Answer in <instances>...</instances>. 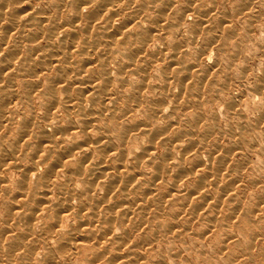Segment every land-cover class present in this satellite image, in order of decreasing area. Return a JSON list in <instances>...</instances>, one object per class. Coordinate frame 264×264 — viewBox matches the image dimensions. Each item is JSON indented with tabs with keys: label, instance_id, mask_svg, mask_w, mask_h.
Returning <instances> with one entry per match:
<instances>
[{
	"label": "rangeland",
	"instance_id": "obj_1",
	"mask_svg": "<svg viewBox=\"0 0 264 264\" xmlns=\"http://www.w3.org/2000/svg\"><path fill=\"white\" fill-rule=\"evenodd\" d=\"M7 1L8 0H0V10L2 9V12H0L6 15L7 12H11L13 10L12 7H14L8 5L7 3H4ZM53 1L54 0H30L29 4L30 7L32 9H35L36 11L41 10L44 11V13L53 15L55 11V8H53L55 7L53 6ZM96 1L101 2V0H76L83 16L89 15L91 11L96 8ZM145 1L146 0L114 1V3L116 2L118 5L117 8L115 6L112 9L106 8L105 11H102L103 16L101 18L99 17L100 19L96 20V25L91 29L87 27L86 21L83 20V18L76 21L75 25H77V41L83 43L84 45L90 44L91 46H93L86 49L82 47H75V49H71L70 47H51L60 45V43L56 37H53L51 39L52 34H50L49 32V28L44 25H39L38 28H34V31L39 36H41V38L35 39V42L37 41L36 43H30L25 39H20V34L22 32L21 28H13L14 30L12 31V29H9L10 26L6 15L3 16V19L2 16H0V22L2 21L1 23L2 25L4 24L3 26L5 28L3 32H6L5 42H7V44H4L0 47V115L4 116L2 117L3 121L0 119V158H3L0 159V219L4 220L3 222L2 220H0V233L2 234L3 232V235H1V237L3 238L5 234L7 235L4 238L8 237L9 234L6 228L9 224L19 223V226L21 224V222H19L20 220L16 221V218L20 219L19 215L11 216L13 220H11V218L9 220L5 218L7 215H5V213H7L6 208H10L15 204L16 195L19 192L17 186L24 183L26 189L33 190L35 188L33 184L37 179L36 177L38 176V173H40V170L43 171L52 159H56L57 152L62 151V149H64V151L68 150L71 143H78L86 137V135H79L78 133L74 135L69 141H56V144L53 146V144L51 145V143H49L48 138L44 137L45 135L42 134L43 131L45 133L49 132V118L51 116H53V121H55L57 124L56 126H65L66 123L64 121L66 119L76 118L75 116H69L65 114L60 109L50 108L47 101V87L50 82L49 79H51L53 75V70L49 71V58H51L50 56L54 55V57L52 56V58L58 60L61 65H64V57L68 55L67 60L69 61L87 60L89 62L87 64V72L80 73L82 76L92 78V80L96 79L95 83H98V80H103L106 77L108 80L107 91L112 95L111 100H102L101 98H99V101L95 96V103L97 104V107L94 106L95 108L91 107L90 102H88L89 99L85 98L82 100L85 101V103L83 102V104L88 108H93L92 112L95 121L91 124V128L88 131L89 135L96 137L97 135H108L111 133V135L108 136L113 141L112 147L116 148L117 151L122 152L125 155L130 168L137 164H135V161L133 160V157H131V155L141 151L139 149H142V147H149L150 145L152 147L155 146V151L153 149L150 153L151 157L149 156L144 158L143 163H141L140 166L136 165V167L138 166L139 169H137L136 167L135 169L133 167L136 170L135 172H142L145 174V177H140L133 180V182L136 181L135 183L138 184L136 186H133L130 195L131 197H134L135 201L137 202L136 206L134 207V214L129 216V223L127 224L126 222V226H122L121 232H124L126 234V239L130 236L129 239L124 243L125 245L123 244L121 246V248L124 249L123 251H125L122 252V255L125 256V259H122H127V261H129L130 259L131 261H133L131 264H137L136 262H138V264H143L144 262L145 264H158L161 263L162 260L165 261L162 264H242L243 262H245L243 264H264V114H261L264 113V0H217L215 2L213 0H192L194 8L192 4L190 5L188 3H192L191 0H157L155 3L153 2V0H147L146 2ZM71 2H74V0H65L61 2L62 4H60V14L63 19L73 14V12H71V8H68L71 7V4H69ZM213 6H215V8ZM202 8L204 9L202 10ZM179 9H181V11ZM189 9L190 13L188 14ZM112 10L117 12L115 13L116 15H112ZM165 11L167 12V14ZM184 11L185 17H183L182 20L181 15L184 14ZM208 11V18L205 16L201 17L204 12L208 13ZM159 13L161 14L159 15ZM117 15L119 17H117ZM172 17L175 20H173ZM135 18H137V20ZM4 20H6V23L4 22ZM224 21L225 25L223 24ZM204 24L206 26H204ZM200 25L201 27H199ZM220 25H222L223 27ZM122 26H126V28L130 29L132 33L143 32L148 38L140 43L141 39H134L135 37H133L131 39V44L128 45L129 47H125L123 44L127 42L128 37L126 36V32H124L123 35H114L112 33V37L108 36L110 30L113 27ZM167 26H169L170 28H168ZM83 29H86L87 31H84ZM10 31H12V33H10ZM214 39L215 41H213ZM117 41L120 42L117 43ZM1 44L2 42L0 40V45ZM32 44L38 45L35 51H31L32 47H29ZM136 47H139L141 49V52L130 53L129 57H124V55H122L128 49L132 50ZM56 48H62V51L64 52L60 51L58 54H55V52H57L55 50ZM174 53L177 56H175L174 59H170L173 58ZM44 56L48 57L47 63L45 62ZM176 59L178 63L176 62ZM180 61L181 63L179 67L182 68L181 65H183V67H185V69L183 68L184 71H187L188 67H191L192 65H195L197 63V66L194 67L195 69L192 68V78L186 82H183L185 85L176 81L174 78L169 79L168 77V75L172 71H175V69L179 68L178 64ZM174 62H176L177 64H175V67L169 66V64ZM30 64L32 66L28 68L27 66ZM37 64L42 67L40 70L35 68ZM206 65L207 68L205 67ZM213 67H215V69ZM209 69H211V73L207 72L209 71ZM204 70L206 71L204 72ZM163 74L166 76H164ZM135 75L137 77H134ZM140 79L141 82L139 81ZM203 79H205V83ZM223 79L227 81H224ZM145 80L147 81V83L145 82ZM143 81L145 82V84ZM168 81L169 83H167ZM259 81L263 83H259ZM126 82L127 85H125ZM211 83L213 85H211ZM109 85H111V88L109 87ZM181 85H183V87ZM198 85H200V87ZM202 85L203 87H201ZM255 85L257 88L255 87ZM129 86L132 87V90ZM165 86L168 87L166 88ZM261 86L263 87L262 89ZM161 87L163 90L161 89ZM151 88L153 89L155 94L153 93ZM179 88L183 91H181ZM140 89L143 90L139 91ZM221 89L223 90L221 91ZM194 91L197 92L195 93ZM207 91L209 93L211 92V94H209ZM70 92L71 95L77 96L76 90L71 89ZM56 93L57 95L61 96L65 95L64 92H61V87H57ZM84 93V96H91L90 92L86 91ZM196 96L199 98V102L197 101ZM185 97L187 99H185ZM5 99L6 102L4 103ZM26 99L29 100L27 101ZM137 99L139 100V104L137 102ZM133 100L135 102H133ZM136 102L139 106H136ZM143 103L145 105H143ZM156 103L161 106L159 107L158 105H156V107H158L155 108L154 105ZM181 103H183V105H181ZM228 103H231L232 106L230 104L228 105ZM100 104L108 106L110 109L111 107H113L112 109L114 110L111 109L110 112L114 111L113 113L115 114L113 115V120H111L110 123H108L107 119L101 117L103 111L99 108ZM224 104H227V106L225 107ZM149 105L151 106L149 107ZM171 108L175 110L173 111V109ZM145 111H147L149 115H147L148 113H145ZM125 112H128L126 114L127 117L124 114ZM47 113L48 115H50L49 117L46 116ZM173 113H175V115ZM145 116L148 119H150L149 117H151V120L148 121ZM194 117L199 118V124L193 122ZM101 119H103L107 123L103 122ZM261 120L263 123L261 122ZM213 121L217 122L215 123L216 125L213 124ZM255 122L261 124L259 125ZM111 123H113V125ZM137 123L138 131L137 129H134L135 131H133V127H127L133 126ZM147 123L151 127H149ZM247 123L248 126L252 125L251 128L254 127V130L245 132L242 136L245 137V139H241V141H249L251 145H253L251 149L247 148L246 145L242 143H238L240 139L239 135L241 132L239 126H247ZM109 124H111V126ZM154 124L157 126H155ZM107 125L109 127H107ZM167 125L169 127H167ZM213 125H215L216 127H213ZM255 125L258 129L255 128ZM20 127L25 129H22L21 131ZM153 127H156L158 131ZM164 127L165 129H163ZM117 128H128L126 129V136L128 137L124 138V141L119 142L114 137ZM211 128H213V130L215 129V131H213ZM209 129L211 130V132ZM261 129H263V131ZM166 131L168 132L166 133L167 135L165 134ZM177 131L180 132V134ZM21 132H23V136ZM143 133L146 134L143 135ZM148 133L150 135L149 137L152 138L145 136ZM222 133H224L225 135ZM27 134L29 135V137L27 136ZM184 134L187 136H183ZM15 135L16 137H14ZM133 135L135 137H133ZM139 135L141 137H139ZM161 135L163 137H161ZM182 136L186 137L185 139H188L185 140L182 138ZM230 137L231 139H229ZM191 140L193 141L191 142ZM177 141H180L181 143ZM154 142L155 144L152 145V143ZM232 142L237 145H234ZM9 144H11L12 147ZM124 144L125 147H123ZM239 144L240 149L243 148V150H240L238 148ZM256 145L259 146L257 147ZM161 146L162 148L164 146V148L167 147V150H163ZM169 146H171V148ZM14 147L16 149H14ZM175 147L177 151H175ZM217 149H219L221 152L231 151L229 156H227L228 159H224L218 168L215 166L218 164H215L216 162L212 163L210 159L216 158L219 155L220 151ZM234 149H236L235 152ZM48 151L51 153H49ZM215 151L217 152L215 153ZM83 153H85V151L76 152L75 157L80 158L83 156ZM163 153L166 155H164ZM168 153L171 154L170 158ZM49 155L51 157H49ZM160 155L165 157V159ZM243 155H245V157ZM196 159L199 161V163ZM165 160L167 163L165 162ZM3 161L6 162L4 163ZM97 161V158L94 157L92 163L96 164ZM162 161L165 164H162ZM209 161H211V163H208ZM8 162L9 164L11 163V165H9ZM224 162L227 165H225ZM175 163H177V165H175ZM207 163L211 167L207 166ZM199 164H202V166L204 165L203 169H206V171L209 168L208 171L211 173V176L203 177L195 170L191 173L190 171H188L189 168L191 170L193 168L200 169ZM159 167L161 168V170ZM157 168L161 172L158 173ZM213 168H215V170ZM230 169L231 171H229ZM177 170H179V172H176ZM218 170L220 171V173ZM238 170L239 172H241L238 173ZM64 172L65 171H63V169H60L56 173L54 180L57 184L62 183V180L64 179ZM166 173L169 174L167 175ZM197 175L199 176L197 177ZM202 178L203 181L204 178L207 180H205L204 182L205 186L203 185ZM22 179H24V182H22ZM151 179L154 180L151 181ZM214 181L216 184L214 183ZM228 181H230V183ZM27 183L30 185L27 186ZM169 183L172 184L171 187L167 185ZM147 184L151 185L152 188L150 186L147 187ZM191 184H193L192 186L194 187H192ZM134 187L136 188V190L134 189ZM221 187L223 188L221 189ZM230 187H233V189H231ZM174 188L178 192H180H172ZM149 191L151 195L144 197V194L142 193H149ZM221 192L225 193L222 194ZM116 193L117 190L111 197L112 203L113 201L117 202V200H122L121 194L118 195ZM194 193L197 194L194 195ZM97 194L101 195L99 190L97 191ZM56 196L57 193L54 192L51 193L50 197L52 200H54ZM166 196L168 198H172L173 200L175 198H179L175 199L176 201H173L174 203L172 202L173 204L171 205L161 204L162 200L164 201L166 199ZM218 196L219 198H217ZM199 197H204L205 199L201 198L203 199L201 200L199 199ZM220 197L223 198L221 199ZM136 199H138L139 201ZM218 199H221V201ZM181 200H184L185 202ZM217 200L220 201L221 204ZM260 200L263 203H260ZM215 202L217 203V205H215ZM199 203H201V205ZM205 203H208V205H205ZM2 205H4V207ZM185 205H187L188 208ZM204 205L205 207H203ZM214 205L215 208H213ZM144 206L145 210H142L141 208ZM195 206L198 207L195 208ZM256 206H259V208ZM192 207L195 209H193ZM147 209L149 211H147ZM181 209L183 210L181 211ZM192 209L195 211V213L192 212ZM197 209L199 210V212ZM4 210L5 212H3ZM189 210L192 211L190 212ZM258 212H261V214H259ZM191 213L193 216L191 215ZM168 215L170 216L168 217ZM132 216L134 217V219ZM253 216H255V220ZM9 221H13V223ZM70 221H73L72 223H74L73 218H70ZM137 221L139 222L138 224ZM131 223L134 224L132 225ZM141 223L142 225L140 226L139 224ZM255 226L256 228H254ZM184 227H187L188 230H186L187 228L185 229ZM140 228L141 230H139ZM166 229H169V233H167ZM4 231L7 233H5ZM137 233L141 235H138ZM143 233L145 238L143 237ZM156 234L158 239H156ZM151 239H153V241ZM147 241H150L151 245L148 244ZM38 247V253L40 256H42V253L44 251L41 246ZM142 248H146L145 251H143L144 255L140 257V259L142 258V262L138 259L136 261L135 258H132V255L134 251H137L138 249V251H140ZM216 250H218L219 252H215ZM0 252V264H5L4 259L6 260V258L3 259V257H5V255L7 256L8 251L5 249H0ZM169 253H171V255ZM143 260L145 261L143 262ZM152 260L154 263L152 262ZM9 264L14 263L11 260Z\"/></svg>",
	"mask_w": 264,
	"mask_h": 264
},
{
	"label": "bare ground",
	"instance_id": "obj_2",
	"mask_svg": "<svg viewBox=\"0 0 264 264\" xmlns=\"http://www.w3.org/2000/svg\"><path fill=\"white\" fill-rule=\"evenodd\" d=\"M4 1V0H2ZM6 1V0H5ZM65 1V0H54L53 1V8H55L54 14L50 15L49 13H44V11L41 10H35L32 9L30 7V0H8L7 3L8 5L14 6L12 7L13 10L11 12H7V15L4 13H1L2 9L0 10L2 19L4 18L3 16L6 15L7 20L9 22V29H12V31L14 30L13 28H21L22 32L20 34V39H25L28 42L32 43L35 42V39L37 38H41V36H39L34 30V28H38L39 25H44L47 26L49 28V32L50 34H52L51 39L53 37H56L59 40L60 45L57 46H51V47H70L71 49H75V47H82V48H90L93 47L90 44L88 45H84L83 43L77 41V25H75V22L78 20H81L83 18V20L86 21L87 27L88 28H93L96 25V20L100 19L103 15H102V11H105L106 8L108 9H112L116 6L117 8V3L112 0H104L101 2H97L96 1V8L91 11V13L87 16H83L79 5L77 4L76 0H74V2H71L69 4H71V7H68L69 9L71 8V12H73V14L69 15L67 18L63 19L61 14H60V4H62L61 2ZM67 1V0H66ZM79 1V0H78ZM83 1V0H81ZM90 1V0H89ZM147 1V0H146ZM145 1V2H146ZM149 1V0H148ZM157 0H153V2L155 3ZM167 1V0H166ZM175 1V0H174ZM184 1V0H183ZM192 1V0H191ZM214 2L217 0H213ZM222 1V0H221ZM119 2V1H118ZM121 2V1H120ZM173 2V1H172ZM187 2V1H185ZM3 3V2H2ZM87 3V2H86ZM85 3V4H86ZM91 3V2H90ZM136 3V2H135ZM174 3V2H173ZM190 5H193V1L188 2ZM123 4V3H122ZM143 4V3H142ZM153 4V3H152ZM151 4V5H152ZM159 4V3H158ZM164 4V3H163ZM166 4V3H165ZM178 4V3H177ZM185 4V3H184ZM188 4V7H189ZM89 5V4H87ZM155 5V4H154ZM211 5V4H210ZM214 5V4H212ZM217 5V4H216ZM251 5V4H250ZM7 6V5H5ZM52 6V5H51ZM164 6V5H163ZM66 7V6H65ZM82 7V5H81ZM95 7V6H94ZM155 7V6H154ZM166 7V6H165ZM172 7V6H171ZM170 7V9H171ZM174 7V6H173ZM186 7V6H185ZM197 7V5H196ZM209 7V6H208ZM215 8V6H213ZM219 7V6H218ZM194 8V5H193ZM201 8V7H200ZM146 9V7H145ZM191 9V8H190ZM190 9L188 14L190 13ZM199 9V7H198ZM204 8H202L203 10ZM66 10V9H65ZM84 10V9H83ZM169 10V9H168ZM167 10V11H168ZM181 11V9H179ZM201 10V9H200ZM209 10V9H208ZM212 10V9H211ZM238 10V8H237ZM85 11V10H84ZM183 11V10H182ZM192 11V10H191ZM199 11V10H198ZM197 11V12H198ZM207 11V10H206ZM113 12V16L116 15L114 10H112ZM166 12V11H165ZM200 12V11H199ZM245 12V11H244ZM252 12V11H251ZM260 12V11H259ZM89 13V12H88ZM187 13V12H186ZM203 13V12H202ZM212 13V12H211ZM161 13H159L160 15ZM167 14V12H166ZM170 14V13H169ZM180 14V13H177ZM187 14V15H188ZM197 14V13H195ZM209 14L207 12H204L201 17H207ZM101 15V16H100ZM142 15V14H141ZM173 15V13H172ZM184 15V16H182ZM181 15V19L183 17H185V11L184 14ZM186 15V16H187ZM212 15V14H210ZM214 15V13H213ZM244 15V14H243ZM255 15V14H254ZM178 16V15H177ZM251 16V15H250ZM264 16V15H263ZM100 17V18H99ZM117 17H119L117 15ZM165 17V16H163ZM162 17V18H163ZM179 17V16H178ZM200 17V16H199ZM219 17V16H218ZM245 17V16H244ZM1 18V17H0ZM171 18V17H169ZM208 18V17H207ZM137 20V18H135ZM140 19V18H139ZM173 19V17H172ZM179 19V18H177ZM180 19V20H181ZM1 20V19H0ZM162 20V19H161ZM175 20V19H173ZM183 20V19H182ZM207 20V19H206ZM218 20V19H217ZM253 20V19H252ZM6 20H4L5 22ZM84 21V22H85ZM101 21V20H100ZM135 21V20H134ZM163 21V20H162ZM172 21V20H171ZM204 21V20H203ZM223 21V20H222ZM2 22V21H1ZM0 22V40L2 42V44L0 45V47L4 44H7L6 41V36L5 33L3 32L5 30L4 28V24L2 25V23ZM3 22V23H4ZM207 22V21H205ZM248 22V21H247ZM6 23V22H5ZM90 23V25H89ZM133 23V22H132ZM162 23V22H161ZM180 23V22H179ZM93 24V25H92ZM225 25V21L223 23ZM252 24V23H251ZM92 25V26H91ZM145 25V24H144ZM169 25V24H168ZM214 25V24H211ZM153 26V25H151ZM156 26V25H155ZM204 26H206L204 24ZM219 26V25H218ZM222 26V25H220ZM82 27V25H81ZM168 28H170L169 26H167ZM201 27V25L199 26ZM214 27V26H213ZM223 27V26H222ZM125 28V30H124ZM210 28V27H207ZM7 29V30H9ZM87 29V28H86ZM86 29H83L84 31ZM172 29V28H171ZM202 29V28H201ZM199 29V30H201ZM220 29V28H219ZM69 30V32H68ZM176 30V29H175ZM179 30V29H178ZM198 30V31H199ZM206 30V29H205ZM12 31H10V33H12ZM87 31V30H86ZM91 31V30H90ZM173 31V30H172ZM196 31V30H195ZM210 31V29H209ZM219 31V30H218ZM68 32V33H67ZM95 32V31H94ZM126 32V36L127 37V42L124 43L123 45L125 47H129L128 45L131 44V39L133 37H135L134 39H141L140 43H142L143 41H145L148 37H146L145 33L143 32H139V33H132L130 29H127L126 26H122V27H113L108 36L112 37L113 34L114 35H123V33ZM202 32V31H201ZM113 33V34H112ZM159 33V32H158ZM163 33V32H162ZM199 33V32H198ZM42 34V33H41ZM219 34V33H218ZM217 34V35H218ZM10 35V34H9ZM88 35V34H87ZM168 35V34H167ZM173 35V34H172ZM199 35V34H198ZM215 35V34H214ZM148 36V35H147ZM162 36V35H161ZM201 36V35H200ZM163 37V36H162ZM168 37V36H167ZM125 38V37H123ZM151 38V37H150ZM193 38H197V37H193ZM89 39V37H88ZM130 39V41H129ZM159 39V38H158ZM216 39V38H215ZM215 39L213 41H215ZM150 40V39H149ZM194 40V39H193ZM121 41V39H120ZM120 41H117L120 42ZM210 41V40H209ZM10 42V41H9ZM37 42V41H36ZM35 42V43H36ZM151 42V41H150ZM116 43V42H115ZM193 44V43H192ZM90 45V46H89ZM188 45V44H187ZM192 46V45H191ZM31 51H35L36 47H38L37 44H32L31 46ZM208 47V46H207ZM170 48V47H169ZM206 48V47H205ZM183 49V48H182ZM57 52H55V54H58L60 51H62V48H56L55 49ZM178 50V49H177ZM64 52V51H62ZM77 52V51H76ZM141 52V49L139 47L133 48L132 50L128 49L125 53H123L122 55L125 56H130V53H139ZM144 52V51H143ZM158 55V54H157ZM169 55V54H168ZM172 55V54H171ZM200 55V54H199ZM54 57V55H52ZM52 56H50L51 58H49L48 61V57L44 56L45 62L47 63V61L49 62V71L53 70V75L52 78L49 79V85H48V97H47V101L49 103V107L50 108H55V109H60L62 110L65 114L69 115V116H75V119H66L64 122L66 123L65 126H56V122L53 121L54 118L53 116H51L49 118V124H50V130L49 132H44L43 131V135H45L44 137L48 138L49 143H51V145L53 144V146L56 144L55 142L60 140L61 142H64L63 140H70L72 139V137L76 134L79 133V135H86V137L78 142V143H71L70 147L68 150L64 151V149H62V151H58L57 152V157L55 160H51L49 162V164H47V167L44 168V170H40V173H38V176L36 177V181H35V185L33 184V186H35V188L33 190L31 189H26L24 183L19 184L17 186L18 189V193L16 195V199H15V204L12 205V207H8L6 208L7 213H5L6 217L8 220L11 218V216L13 215H19L20 219L16 218L17 220H20L19 222H21L20 226L18 224H14L13 221H9L12 222L13 224H7V230H8V237L4 238L7 234H5V236H3V238L1 237V235H3L0 233V249H5L7 250V256L5 255L4 258H6L5 264H9L10 261L12 260L14 264H131L133 261H131L129 259V261L124 260L125 256H123L122 252L124 249L121 248V246L129 239V237L126 239V234L124 232H121L122 230V226L125 227L126 226V222L127 224L129 223V216H131L132 214H134V207L136 206V202L134 197H131V189L133 188V186H136L138 183L133 182L134 179L136 178H140V177H145V174L142 172H135L136 168L139 169L138 166L141 165V163H143V159L146 157H151L150 153L151 151L154 149V147H152L151 145L149 147H142V149H139L141 151L134 153L133 155H131V157H133V160L135 161V164L138 165L136 167L133 166L132 168L129 167L128 163H127V159L125 158V155L122 152H119L116 150V148H113V141L112 139L108 136L111 135H97L96 137L90 136L88 131L91 128V124L95 121L94 116H93V112L92 109L93 108H88L86 105L83 104V102L85 103V101H82L83 99H89L88 102H90L91 107H97V104L95 103L96 101V97L101 98L102 100H107V99H112V95L108 93L107 91V84H108V80L105 77V79L103 80H98V83H95L96 79L89 78V77H84L82 76L80 73H86L87 72V64L89 63L87 60H81V61H69L68 59V55L64 57V65H61L59 63L58 60L53 59ZM64 56V55H63ZM175 53L173 55V58L170 59H174L175 58ZM196 56V55H195ZM193 57V56H191ZM145 58V57H144ZM155 58V57H153ZM163 58V56H162ZM169 59V60H170ZM133 61V60H132ZM135 61V60H134ZM163 61V60H162ZM171 61V60H170ZM199 61V60H198ZM161 62V61H160ZM177 62V59H176ZM176 62L169 64V66H176ZM197 62V61H196ZM14 63V62H13ZM178 63V62H177ZM181 61L178 64V67L180 66ZM176 64V65H175ZM197 64V63H196ZM192 65L191 67H188L187 71H184L183 68L185 69V67L182 66L175 69V71H172L168 77L170 78H174L176 81L183 83L184 81H188L192 78L193 74H192V68L195 69L194 67H196L197 65ZM199 64V63H198ZM46 65V64H45ZM133 65V64H132ZM168 65V64H167ZM185 65V64H184ZM32 65H28L27 67H31ZM189 66V65H187ZM212 66V65H211ZM199 67V66H198ZM207 68V65L205 66ZM36 69L40 70L42 67H40L38 64L35 67ZM215 69V67H213ZM219 68V67H218ZM94 69V68H93ZM205 69V68H204ZM46 70V69H44ZM170 70V69H169ZM168 70V71H169ZM207 70V69H206ZM204 70V72L206 71ZM211 69H209L210 72ZM246 71V70H245ZM203 72V71H202ZM206 72V73H207ZM211 73V72H210ZM104 74V73H103ZM147 74V72H146ZM168 74V73H167ZM213 74V73H212ZM262 74V73H261ZM137 75V73H136ZM134 77H137V76ZM164 75V74H163ZM209 75V74H208ZM166 76V75H164ZM204 76V75H203ZM207 76V75H206ZM205 76V79H206ZM34 77V75H33ZM123 77V76H122ZM205 79H203L204 83H205ZM225 79V78H224ZM223 79V80H224ZM164 80V79H163ZM123 81V80H122ZM125 81V79H124ZM141 82V79L139 80ZM174 81V80H173ZM227 81V80H224ZM144 82V81H143ZM145 82L147 83V81L145 80ZM144 82V84H145ZM166 82V79H165ZM175 82V81H174ZM196 82V81H195ZM198 82V81H197ZM200 82V81H199ZM125 83V82H124ZM169 83V81L167 82ZM203 83V82H201ZM200 83V85H201ZM217 83V82H216ZM226 83V82H225ZM259 83H263L260 82ZM175 84V83H174ZM173 84V85H174ZM184 84V83H183ZM193 84V83H191ZM215 84V83H214ZM224 84V83H221ZM127 85V82L126 84ZM180 85V84H179ZM185 85V84H184ZM200 85H198L200 87ZM211 85H213L211 83ZM164 86V85H163ZM183 87V85H181ZM263 86V85H262ZM261 86V89L263 88ZM57 87H61V92H64L65 95L61 96V95H57L56 93V89ZM109 87L111 88V85H109ZM131 87V86H129ZM150 87V86H149ZM166 88L168 86H165ZM203 87V85L201 86ZM256 87V85H255ZM145 88V86H144ZM143 88V89H144ZM181 88V87H180ZM179 88V89H180ZM257 88V87H256ZM74 89L77 92V96L71 95L70 90ZM140 89L139 91L143 90ZM152 89V88H151ZM162 89V87H161ZM178 89V90H179ZM225 89V88H224ZM260 89V88H259ZM132 90V87H131ZM163 90V89H162ZM167 90V89H166ZM181 91H183L182 89H180ZM193 90V87H192ZM197 90V89H196ZM216 90V89H215ZM218 90V89H217ZM220 90V89H219ZM223 89H221L222 91ZM67 91V92H66ZM69 91V92H68ZM90 92L91 96H84L83 94H85L84 92ZM138 91V92H139ZM153 91V89H152ZM160 91V90H159ZM180 91V92H181ZM190 91V90H189ZM34 92V91H33ZM156 92V91H155ZM171 92V91H170ZM169 92V93H170ZM195 92V91H194ZM197 92V91H196ZM195 92V93H196ZM208 92V91H207ZM68 93V94H67ZM140 93V92H139ZM148 93V92H147ZM146 93V94H147ZM154 93V91H153ZM157 93V92H156ZM165 93V92H164ZM182 93V92H181ZM209 93V92H208ZM218 93V92H217ZM220 93V92H219ZM155 94V93H154ZM158 94V93H157ZM179 94V93H177ZM203 94V93H202ZM211 94V92L209 93ZM216 94V93H215ZM257 94V93H256ZM87 95V94H86ZM141 95V94H140ZM181 95V94H180ZM207 95V94H205ZM96 96V97H95ZM162 96V95H161ZM171 96V95H170ZM201 96V95H200ZM199 96V97H200ZM141 97V96H139ZM155 97V96H154ZM165 97V96H164ZM189 97V96H188ZM195 97V96H194ZM211 97V96H210ZM137 98V97H136ZM197 101L199 102V98L196 96ZM206 98V97H205ZM209 98V97H207ZM8 99V98H7ZM141 99V98H139ZM149 99V98H148ZM169 99V97H168ZM185 99H187L185 97ZM193 99V97H192ZM264 99V97H263ZM27 101L29 99H26ZM121 100V99H120ZM135 100V99H134ZM133 100V102H135ZM144 100V99H143ZM114 101V100H113ZM116 101V100H115ZM186 101V100H185ZM191 101V100H190ZM196 101V103H197ZM6 102V99L4 100V103ZM131 102V101H129ZM137 102L139 104V100L137 99ZM136 102V106H139ZM179 102V101H178ZM209 102V101H208ZM207 102V103H208ZM213 102V101H212ZM117 103V102H115ZM124 103V102H123ZM127 103V102H126ZM177 103V102H176ZM175 103V104H176ZM206 103V102H205ZM104 104V103H103ZM103 104H100V109L103 111L102 116L105 119H107L108 123H110L111 120H113V115L115 113L110 112V110L113 108L111 107V109L108 106H105ZM113 104V103H112ZM135 104V103H133ZM131 104V105H133ZM151 104V103H150ZM173 104V105H175ZM193 104V103H191ZM201 104V103H200ZM231 105V103H228V105ZM233 104V103H232ZM125 105V104H124ZM143 105H145L143 103ZM156 105H158L157 103L154 105L155 108ZM169 105V104H168ZM181 105H183V103H181ZM203 105V103H202ZM225 105V104H224ZM234 105V104H233ZM99 106V105H98ZM151 105H149L150 107ZM161 106V105H160ZM159 106V107H160ZM165 106V105H164ZM199 106V104H198ZM227 106V104L225 105V107ZM232 106V105H231ZM7 107V106H6ZM94 107V108H95ZM135 107V106H134ZM146 107V106H145ZM201 107V106H200ZM203 107V106H202ZM196 108V107H195ZM199 108V107H198ZM6 109V108H4ZM135 109V108H134ZM173 109V108H171ZM234 109V107H233ZM114 110V109H112ZM175 109H173L174 111ZM195 110V109H194ZM193 110V111H194ZM201 110V109H200ZM199 110V111H200ZM152 111V110H151ZM157 111V110H155ZM198 111V109H197ZM230 111V110H229ZM232 111V110H231ZM47 112V111H46ZM51 112V111H49ZM131 112V111H129ZM159 112V111H158ZM101 113V112H100ZM128 112H125V116ZM145 113H148L147 111H145ZM152 113V112H151ZM162 113V112H161ZM182 113V111H181ZM215 113V112H213ZM239 113V112H238ZM175 115V113H173ZM260 114V113H259ZM258 114V115H259ZM264 114V113H261ZM149 115V113L147 114ZM160 115V114H158ZM194 115V114H193ZM47 117H49L50 115H46ZM67 116V117H69ZM99 116V115H98ZM97 116V117H98ZM156 116V115H155ZM195 116V115H194ZM234 116V115H233ZM242 116V115H241ZM0 119L2 120V117H4L3 115H0ZM46 117V119H47ZM127 117V116H126ZM172 117V116H171ZM203 117V116H202ZM240 117V115H239ZM22 118V117H21ZM146 118V116H145ZM151 120V117H149ZM169 118V117H168ZM213 118V117H212ZM245 118V117H243ZM154 119V118H153ZM156 119V118H155ZM240 119V118H239ZM242 119V118H241ZM247 119V117H246ZM260 119V118H259ZM6 120V119H5ZM103 122L107 123L106 121H104L103 119H101ZM203 120V119H201ZM213 120V119H212ZM3 121V120H2ZM21 122V121H20ZM33 122V121H32ZM47 122V121H46ZM154 122V121H153ZM194 123L199 124V118L198 117H194L193 119ZM203 122V121H201ZM214 122V121H213ZM241 122V121H240ZM259 122V121H258ZM257 122V123H258ZM262 122V120H261ZM114 123V122H113ZM113 123H111L113 125ZM217 122H214L213 124H215ZM243 123V122H242ZM256 123V122H255ZM256 123V124H257ZM263 123V122H262ZM2 124V123H1ZM25 124V123H24ZM104 124V123H103ZM111 124H109L111 126ZM117 124V123H116ZM115 124V125H116ZM259 124V123H258ZM261 124V123H260ZM259 124V125H260ZM94 125V124H93ZM105 125V124H104ZM146 125V124H145ZM147 125L149 126V124L147 123ZM155 125V124H154ZM169 125V123H168ZM167 125V127H169ZM216 125V124H215ZM215 125H213V127H216ZM237 125V124H235ZM240 125V124H238ZM21 126V125H20ZM41 126V125H40ZM157 126V125H155ZM176 126V125H175ZM252 126V125H251ZM251 126H239L240 127V139L238 141V143H242L244 145H246L247 148L251 149L253 147V145H251V143L249 141H245L241 139H245V137H242L243 134L245 132H249L251 130H254ZM22 127V126H21ZM20 130L22 131V129L24 130L25 128H21ZM107 127H109L107 125ZM127 127H133V131H135L134 129L138 128V123L134 124L133 126H127ZM144 127V126H143ZM151 127V126H149ZM173 127V126H172ZM212 127V125H211ZM30 128V127H29ZM147 128V127H145ZM155 130L157 129L156 127H153ZM208 128V127H207ZM238 128V127H237ZM255 128H257V126L255 125ZM31 129V128H30ZM126 129L128 128H117L114 134V137L117 139V141L121 142L124 141V138H127L128 136H126ZM165 129V127L163 128ZM213 130V128H211ZM258 129V128H257ZM44 130V129H43ZM105 130V129H104ZM108 130V129H107ZM162 130V129H161ZM175 130V129H174ZM210 130V129H209ZM263 131V129H261ZM42 131V130H41ZM138 131V129H137ZM147 131V130H145ZM158 131V129H157ZM215 131V129L213 130ZM238 131V130H237ZM128 132V131H127ZM149 132V131H148ZM155 132V131H154ZM178 132V131H177ZM211 132V130H210ZM109 133V132H107ZM129 133V132H128ZM132 133V132H131ZM134 133V132H133ZM136 133V132H135ZM140 133V132H139ZM151 133V132H150ZM168 133L167 131L165 132V134ZM180 134V132H178ZM22 136H23V132H21ZM41 134V135H42ZM146 133H143V135ZM162 134V133H161ZM191 134V133H189ZM221 134V133H219ZM224 134V133H222ZM233 134V133H232ZM231 134V135H232ZM129 135V134H128ZM142 135V136H143ZM167 135V134H166ZM212 135V134H211ZM225 135V134H224ZM27 136L29 137V135L27 134ZM107 136V137H106ZM145 136H150L149 133ZM156 136V135H155ZM154 136V137H155ZM159 136V135H158ZM157 136V137H158ZM183 136H187V135H183ZM183 139H185L186 137H183ZM189 136V135H188ZM223 136V135H222ZM16 137V135L14 136ZM19 137V135H18ZM38 137V135H37ZM40 137V136H39ZM133 137H135L133 135ZM139 137H141L139 135ZM161 137H163L161 135ZM190 137V136H189ZM208 137V136H207ZM228 137V136H227ZM238 137V135H237ZM25 138V137H22ZM152 138V137H149ZM233 138V137H232ZM137 139V138H136ZM182 139V140H183ZM188 139V138H187ZM185 139V140H187ZM231 139V137L229 138ZM264 139V138H263ZM47 140V139H46ZM153 140V139H152ZM151 140V141H152ZM247 140V139H246ZM253 140V139H252ZM67 141V142H68ZM157 141V140H156ZM190 141V140H189ZM193 140H191L192 142ZM150 142V141H149ZM162 142V140H161ZM180 142V141H177ZM151 143V142H150ZM167 143V142H166ZM181 143V142H180ZM186 143V142H185ZM233 143V142H232ZM253 143V142H252ZM12 144V143H11ZM9 144V145H11ZM155 144L152 143V145ZM165 144V143H164ZM172 144V143H171ZM175 144V143H173ZM234 144V143H233ZM240 144H239V149H240ZM44 145V144H43ZM120 145V144H119ZM132 145V144H131ZM161 145V144H160ZM166 145V144H165ZM237 145V144H234ZM34 146V145H33ZM36 146V145H35ZM42 146V145H41ZM196 146V145H195ZM257 146V145H256ZM259 146V145H258ZM257 146V147H258ZM12 147V145H11ZM49 147V146H47ZM125 147V144L124 146ZM138 147V146H137ZM140 147V146H139ZM165 147V146H164ZM161 148L163 150H167L166 148ZM171 148V146H169ZM219 147V146H218ZM37 148V147H36ZM42 148V147H41ZM65 148V147H64ZM223 148V147H222ZM220 148V149H222ZM236 148V147H233ZM237 148V149H238ZM14 149H16L14 147ZM26 149V148H25ZM57 149V148H56ZM59 149V148H58ZM195 149V148H194ZM238 149V150H239ZM243 150V148H241ZM240 149V150H241ZM18 150V149H17ZM38 150V149H37ZM219 150V149H217ZM236 149H234L235 152ZM264 150V149H263ZM12 151V149H11ZM40 151V149H39ZM79 151H85V153H83V156L80 158H76L75 157V153L79 152ZM135 151V150H134ZM155 151V149H154ZM175 151L176 147H175ZM192 151V149H191ZM189 151V152H191ZM194 151V150H193ZM203 151V150H202ZM220 151V150H219ZM49 152V151H48ZM167 152V151H165ZM214 152V151H213ZM217 151H215L216 153ZM237 152V151H236ZM259 152V151H257ZM13 153V151H12ZM15 153V151H14ZM17 153V152H16ZM51 153V152H49ZM48 153V154H49ZM133 153V152H131ZM171 153V152H170ZM214 153V154H215ZM231 153V151H223V152H219V155L216 158H210L212 163L218 164L215 165L217 168L219 167V165L221 164V162L224 159H228L227 156H229V154ZM242 153V152H241ZM38 154V153H37ZM164 154V153H163ZM169 154V153H168ZM259 154V153H258ZM15 155V154H14ZM54 155V154H53ZM166 155V154H164ZM169 154V158H170ZM246 155V153H245ZM245 155H243L245 157ZM36 156V155H35ZM161 157H163L162 155H160ZM173 156V155H172ZM177 156V155H176ZM213 156V154H212ZM49 157H51L49 155ZM94 157L97 158V163L93 164L92 160L94 159ZM160 157V159H161ZM209 157V155H208ZM233 157V156H232ZM7 158V157H6ZM37 158V157H36ZM154 158V157H153ZM165 159V157H163ZM167 158V157H166ZM236 158V157H235ZM238 158V157H237ZM3 159V158H0ZM51 159V158H50ZM209 159V160H210ZM49 160V159H47ZM152 160V159H151ZM167 160V159H166ZM165 160V162H166ZM170 160V159H169ZM197 160V159H196ZM248 160V159H247ZM153 161V160H152ZM198 161V160H197ZM211 161H209L208 163H211ZM229 161V160H228ZM246 161V160H245ZM4 162V161H3ZM6 162V161H5ZM4 162V163H5ZM48 162V161H47ZM96 162V161H95ZM235 162V161H234ZM148 163V162H147ZM158 163V162H157ZM160 163V161H159ZM167 163V162H166ZM199 163V161H198ZM203 163V162H202ZM207 163V166H209ZM9 164V162H8ZM17 164V163H15ZM156 164V163H155ZM162 164L163 163L162 161ZM172 164V163H171ZM187 164V163H186ZM225 165H227L224 162ZM247 164V163H246ZM0 165H1V161H0ZM11 165V163L9 164ZM169 165V164H168ZM175 165H177V163H175ZM174 165V167H175ZM182 165V164H181ZM180 165V166H181ZM6 166V165H5ZM46 166V165H45ZM156 166V165H154ZM158 166V165H157ZM160 166V165H159ZM162 166V165H161ZM185 166V165H184ZM194 166V165H193ZM224 166V165H223ZM148 167V165H147ZM163 167V166H162ZM183 167V166H182ZM198 167V166H197ZM196 167V168H197ZM200 169H190L188 171L193 172L194 170L197 173H200L203 177H209L211 176L210 172L206 171V169H203L204 165L202 166V164H199ZM211 167V166H209ZM25 168V167H22ZM36 168V167H35ZM154 168V167H153ZM156 168V167H155ZM160 168V167H159ZM216 168V169H217ZM239 168V167H238ZM237 168V169H238ZM34 169V168H33ZM63 169L64 172V179L62 180V183L57 184L56 181L54 180L56 173L60 170ZM181 169V168H180ZM215 170V168H213ZM220 169V168H219ZM24 170V169H22ZM35 170V169H34ZM131 170V171H130ZM158 170V171H157ZM157 172H161L159 171V169L157 168ZM161 170V168H160ZM166 170V169H165ZM169 170V169H168ZM167 170V172H168ZM222 170V169H221ZM228 170V169H227ZM235 170V169H234ZM243 170V168H242ZM20 171V170H19ZM32 171V170H31ZM29 171V172H31ZM170 171V170H169ZM219 171V170H218ZM223 171V170H222ZM231 171V169L229 170ZM1 172V171H0ZM26 172V171H24ZM176 172H179V170H177ZM216 172V171H215ZM241 172V171H240ZM238 170V173H240ZM21 173V172H20ZM173 173V172H172ZM220 173V171H219ZM231 173V172H229ZM237 173V172H235ZM25 174V173H24ZM27 174V173H26ZM33 174V173H32ZM167 174V173H166ZM169 174V173H168ZM167 174V175H168ZM171 174V173H170ZM186 174V173H185ZM22 175V174H21ZM156 175V174H155ZM161 175V174H160ZM177 175V174H175ZM183 175V174H182ZM191 175V174H190ZM218 175V174H217ZM227 175V174H226ZM238 175V174H237ZM36 176V175H35ZM174 176V175H173ZM199 175H197L198 177ZM153 177V176H152ZM155 177V176H154ZM172 177V176H171ZM177 177V176H176ZM184 177V176H183ZM234 177V176H233ZM31 178V177H30ZM158 178V175H157ZM175 178V177H174ZM173 178V179H174ZM180 178V177H178ZM142 179V178H141ZM198 179V178H197ZM200 179V178H199ZM154 179H151V181ZM179 180V179H178ZM205 178L203 181V185L205 184ZM230 180V179H229ZM156 181V178H155ZM176 181V180H175ZM184 181V180H183ZM186 181V180H185ZM193 181V180H192ZM207 181V180H206ZM232 181V180H231ZM1 182V181H0ZM22 182H24V179H22ZM30 182V181H29ZM28 182V183H29ZM158 182V181H157ZM197 182V181H196ZM230 183V181H228ZM239 182V181H238ZM27 183V186L30 185ZM174 183V182H173ZM199 183V182H198ZM215 183V181H214ZM233 183V182H232ZM231 183V184H232ZM258 183V182H257ZM155 184V183H154ZM177 184V183H176ZM175 184V185H176ZM197 184V183H194ZM213 184V183H212ZM216 184V183H215ZM214 184V185H215ZM254 184V183H253ZM169 185V187H171L172 184H167ZM173 185V186H175ZM193 184H191L192 186ZM202 185V184H201ZM200 185V186H201ZM226 185V184H225ZM228 185V183H227ZM258 185V184H257ZM151 187V185L147 184V187ZM153 186V185H152ZM177 186V185H176ZM205 186V185H204ZM235 186V185H234ZM146 187V189H147ZM168 187V188H169ZM194 187V186H192ZM196 187V186H195ZM199 187V186H198ZM215 187V186H214ZM2 188V186H1ZM152 188V187H151ZM167 188V187H165ZM173 188V187H172ZM220 188V187H219ZM223 187H221L222 189ZM231 188V187H230ZM16 189V188H14ZM41 189V190H39ZM134 189L136 190V188L134 187ZM195 189V188H193ZM201 189V188H200ZM214 189V188H213ZM233 189V187L231 188ZM257 189V188H256ZM100 191L101 195L97 194V191ZM117 190L116 194H121V198L122 200H117V202L113 203L111 202L112 199V195L113 193ZM144 190V189H143ZM155 190V189H154ZM182 190V189H181ZM197 190V188H196ZM199 190V189H198ZM3 191V190H2ZM14 191V190H13ZM42 191V192H41ZM145 191V190H144ZM224 191V190H223ZM231 191V190H230ZM57 193V196L54 200L51 199V193ZM155 192V191H153ZM172 192L175 193H179L175 188ZM189 192V191H187ZM208 192V191H207ZM4 193V192H3ZM15 193V192H14ZM50 193V196H49ZM141 193V192H140ZM182 193V191H181ZM184 193V192H183ZM222 193V192H221ZM225 193V192H224ZM222 193V194H224ZM227 193V192H226ZM231 193V192H229ZM228 193V194H229ZM142 194H144L143 196L146 197L148 195H151L150 191L149 193H145L143 192ZM170 194V192H169ZM186 194V193H185ZM197 194V193H196ZM194 193V195H196ZM220 194V192H219ZM14 195V194H13ZM116 195V196H118ZM188 195V194H187ZM230 195V194H229ZM159 196V195H158ZM179 196V195H178ZM193 196V195H191ZM203 196V195H201ZM213 196V195H212ZM211 196V197H212ZM220 196V195H219ZM219 196L217 198H219ZM222 196V195H221ZM232 196V195H231ZM9 197V196H8ZM187 197V196H186ZM198 197V196H197ZM151 198V197H150ZM159 198V197H158ZM157 198V199H158ZM179 198V197H178ZM175 198V199H178ZM194 198V197H193ZM203 199H205L204 197H201ZM199 197V199H201ZM210 198V197H209ZM221 198V197H220ZM223 198V197H222ZM221 198V199H222ZM141 199V198H140ZM173 200L172 198H168L166 196V199L162 202L161 204H165V205H171L176 200ZM182 199V198H181ZM189 199H190V195H189ZM201 199V200H203ZM221 199H218L221 201ZM138 200V199H136ZM185 200V199H184ZM181 200V201H184ZM187 200V199H186ZM211 200V199H210ZM217 200V201H218ZM13 201V200H12ZM119 201V202H118ZM139 201V200H138ZM180 201V200H179ZM212 201V200H211ZM220 201H218L220 203ZM259 201V200H258ZM261 201V200H260ZM157 202V201H156ZM173 202V203H172ZM185 202V201H184ZM183 202V203H184ZM197 202V201H196ZM195 202V203H196ZM201 202V201H200ZM12 203V202H11ZM10 203V204H11ZM140 203V202H139ZM188 203V202H187ZM212 203V202H211ZM216 203V202H215ZM236 203V202H235ZM260 203H263L262 201ZM190 204V203H189ZM201 205V203H199ZM208 205V203H205V205ZM214 204V203H213ZM221 204V203H220ZM219 204V205H220ZM6 205V204H5ZM138 205V204H137ZM180 205V204H179ZM205 205L203 207H205ZM217 205V203L215 204ZM215 205L213 206V208H215ZM218 205V207H219ZM237 205V204H236ZM256 205V204H255ZM260 205V204H259ZM264 205V204H263ZM4 207V205H2ZM1 206V207H2ZM8 206V204H7ZM6 206V207H7ZM155 206V205H154ZM187 207V205H185ZM194 206V205H193ZM222 206V205H221ZM240 206V205H239ZM2 207V208H3ZM151 207V206H150ZM161 207V206H160ZM167 207V206H166ZM181 207V206H180ZM198 207V206H197ZM195 206V208H197ZM201 207V206H200ZM207 207V206H206ZM217 207V206H216ZM259 208V206H256ZM144 207H142V210H145ZM169 208V207H168ZM188 208V207H187ZM186 208V210H187ZM193 208V207H192ZM193 208V209H195ZM5 209V208H4ZM157 209V208H156ZM162 209V208H161ZM185 209V208H184ZM192 209V210H193ZM200 209V208H199ZM202 209V208H201ZM177 210V209H176ZM183 209H181L182 211ZM191 210V211H192ZM198 210V209H197ZM220 210V209H219ZM239 210V209H238ZM242 210V208H241ZM244 210V209H243ZM260 210V209H259ZM147 211H149L147 209ZM152 211V209H151ZM190 211V210H189ZM190 211V212H191ZM205 211V210H204ZM1 212V211H0ZM5 212V210L3 211ZM140 212V211H139ZM165 212V211H164ZM192 212L195 213V211L193 210ZM199 212V210H198ZM220 212V211H219ZM232 212V211H231ZM244 212V211H243ZM256 212V211H255ZM150 213V212H149ZM156 213V212H155ZM169 213V212H168ZM193 213V214H194ZM197 213V212H196ZM251 213V212H250ZM257 213V212H256ZM259 213V212H258ZM2 214V213H1ZM147 214V213H146ZM151 214V213H150ZM180 214V213H179ZM189 214V213H187ZM207 214V213H206ZM261 214V212L259 213ZM4 215V214H3ZM192 215V213H191ZM195 215V214H194ZM197 215V214H196ZM220 215V214H219ZM254 215V214H253ZM258 215V214H257ZM2 216V215H1ZM147 216V215H146ZM170 215H168L169 217ZM181 216V215H180ZM184 216V215H183ZM193 216V215H192ZM198 216V215H197ZM3 217V216H2ZM133 217V216H132ZM144 217V216H143ZM149 217V216H148ZM159 217V215H158ZM173 217V216H172ZM254 220H255V216ZM19 218V217H18ZM70 218L74 220V223H72L70 221ZM140 218V217H139ZM174 218V217H173ZM237 218V216H236ZM251 218V217H250ZM134 219V217H133ZM148 219V218H147ZM170 219V218H169ZM2 222L4 221L3 219ZM11 220H13L11 218ZM158 220V219H157ZM189 220V219H188ZM227 220V219H226ZM7 221V220H5ZM14 221V222H16ZM152 221V220H151ZM160 221V220H159ZM164 221V220H163ZM175 221V220H174ZM205 221V220H204ZM136 222V221H135ZM142 222V221H141ZM145 222V221H143ZM169 222V221H168ZM188 222V221H186ZM195 222V221H194ZM244 222V221H243ZM139 222L137 221V224ZM154 223V222H153ZM221 223V222H220ZM232 223V222H231ZM132 224V223H131ZM134 224V223H133ZM132 224V225H133ZM249 224V223H248ZM256 224V223H255ZM140 226L142 225L139 224ZM145 225V224H143ZM247 225V224H246ZM3 226V225H1ZM19 226V227H18ZM179 226V225H178ZM189 226V225H187ZM192 226V225H191ZM133 227V226H132ZM131 227V228H132ZM174 227V226H173ZM253 227V225H252ZM127 228V227H126ZM144 228V227H143ZM153 228V227H152ZM161 228V227H159ZM170 228V227H169ZM175 228V227H174ZM185 229L187 227H184ZM183 228V229H184ZM256 228V226L254 227ZM253 228V229H254ZM2 229V228H1ZM136 229V228H135ZM138 229V228H137ZM176 229V228H175ZM178 229V228H177ZM180 229V228H179ZM247 229V228H246ZM141 230V228L139 229ZM167 230V229H166ZM165 230V231H166ZM171 230V229H170ZM173 230V229H172ZM188 230V228L186 229ZM255 230V229H254ZM131 231V230H130ZM134 231V230H133ZM159 231V230H158ZM162 231V230H161ZM181 231V230H180ZM5 232V231H4ZM129 232V231H128ZM184 232V231H183ZM255 232V231H254ZM259 232V231H258ZM7 233V232H5ZM133 233V232H130ZM167 233H169V229L167 230ZM177 233V231H176ZM173 233V234H176ZM182 233V232H181ZM242 233V232H241ZM257 233V232H256ZM138 234V233H137ZM180 234V233H179ZM258 234V233H257ZM141 235V234H138ZM155 235V234H154ZM206 235V234H205ZM209 235V234H208ZM234 235V234H233ZM248 235V234H247ZM251 235V234H250ZM148 236V235H147ZM174 236V235H173ZM188 236V235H187ZM264 236V233H263ZM143 237H144V233H143ZM149 237V236H148ZM170 237V236H169ZM180 237V236H179ZM199 237V236H198ZM201 237V236H200ZM251 237V236H250ZM139 238V237H138ZM145 238V237H144ZM147 238V237H146ZM168 238V237H167ZM171 238V237H170ZM258 238V237H257ZM9 239V240H7ZM156 239L157 238V234H156ZM194 239V237H193ZM200 239V238H199ZM205 239V238H204ZM262 239V238H261ZM139 240V239H138ZM148 240V239H147ZM153 241V239H151ZM219 240V239H218ZM253 240V239H252ZM259 240V239H258ZM164 241V240H163ZM143 242V241H141ZM148 242V241H147ZM172 242V241H171ZM175 242V241H174ZM231 242V241H230ZM128 243V242H127ZM153 243V242H152ZM229 243V242H228ZM129 244V243H128ZM134 244V243H133ZM142 244V243H141ZM148 244H150V241L148 242ZM147 244V245H148ZM175 244V243H174ZM173 244V245H174ZM257 244V243H256ZM125 245V244H124ZM127 245V244H126ZM136 245V244H135ZM151 245V244H150ZM155 245V244H154ZM218 245V244H217ZM221 245V244H220ZM235 245V244H234ZM41 246V248L43 249V253L42 256L39 255L38 250L39 247ZM141 246V245H139ZM215 246V245H214ZM245 246V245H244ZM38 247V248H37ZM126 247V246H125ZM144 247V246H143ZM146 247V245H145ZM211 247V246H210ZM164 248V247H163ZM254 248V247H253ZM122 249V250H121ZM126 249V248H125ZM136 249V247H135ZM146 249V248H145ZM144 248H142L140 251H134L132 258H135L136 261L141 260L142 262V258L140 259V257L142 255H144L143 251H145ZM173 250V249H172ZM176 250V249H175ZM244 250V249H243ZM251 250V249H250ZM149 251V250H148ZM171 251V250H170ZM218 250H216L215 252H217ZM42 252V251H41ZM129 252H133V251H129ZM173 252V251H172ZM219 252V251H218ZM1 253V252H0ZM128 253V252H127ZM3 254V253H2ZM6 254V253H5ZM148 254V253H147ZM161 254V253H160ZM171 255V253H169ZM178 254V252H177ZM216 254V253H215ZM223 254V253H222ZM1 255V254H0ZM4 255V254H3ZM126 255V253H125ZM166 255V254H165ZM214 255V254H213ZM40 256V257H39ZM146 256V255H145ZM127 257V256H126ZM248 257V256H247ZM261 257V256H260ZM124 258V259H122ZM130 258V257H128ZM146 258V257H145ZM144 258V259H145ZM155 258V257H154ZM164 258V257H163ZM176 258V257H175ZM180 258V257H179ZM215 258V257H214ZM213 258V259H214ZM166 259V258H165ZM164 259V260H165ZM173 259V258H172ZM171 259V260H172ZM246 259V258H245ZM1 260V258H0ZM168 260V259H167ZM166 260V261H167ZM177 260V259H176ZM179 260V259H178ZM228 260V259H227ZM249 260V259H248ZM145 260H143L144 262ZM159 261V260H158ZM161 261V258H160ZM163 261V260H162ZM161 263L158 264H162L165 261H163ZM174 261V260H173ZM172 261V262H173ZM245 261V260H244ZM1 262V261H0ZM153 262V260H152ZM138 264V262H136ZM140 263V262H139ZM154 263V262H153ZM167 263V262H166ZM180 263V262H179ZM242 263V262H241ZM245 263V262H243ZM242 263V264H243ZM2 264V263H1ZM4 264V263H3ZM135 264V263H134ZM145 264V262L143 263ZM156 264V263H154ZM195 264V263H194Z\"/></svg>",
	"mask_w": 264,
	"mask_h": 264
}]
</instances>
